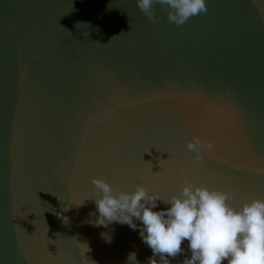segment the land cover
I'll use <instances>...</instances> for the list:
<instances>
[{"label": "water", "instance_id": "1", "mask_svg": "<svg viewBox=\"0 0 264 264\" xmlns=\"http://www.w3.org/2000/svg\"><path fill=\"white\" fill-rule=\"evenodd\" d=\"M206 7L177 26L136 0H0V264H148L139 228L86 222L93 177L264 199V0ZM193 137L213 146L199 162Z\"/></svg>", "mask_w": 264, "mask_h": 264}, {"label": "clouds", "instance_id": "2", "mask_svg": "<svg viewBox=\"0 0 264 264\" xmlns=\"http://www.w3.org/2000/svg\"><path fill=\"white\" fill-rule=\"evenodd\" d=\"M136 4L152 23L158 22L154 5H161L168 22L177 26L207 12L206 0H136ZM212 147L199 137H193L187 144V150L194 154L196 162L202 159V150ZM91 183L100 194L92 199L99 215L94 221L86 222L94 227L107 228L112 223H119L132 230L139 228L142 242L152 251L148 264H169L168 257L175 258L184 252V241L188 242L191 256L183 264H224L225 261L227 264H264V199H252L240 208H234L229 203L234 199L233 193L210 190L188 181L179 195H172L167 200L141 184L127 192L114 189L100 178L93 177ZM158 201L168 207L154 211ZM70 209L67 205L62 211ZM53 213L61 215L56 211ZM62 219L65 224L69 222L66 216ZM101 236L111 242L107 233H101ZM128 261L139 264L135 252L129 254Z\"/></svg>", "mask_w": 264, "mask_h": 264}]
</instances>
